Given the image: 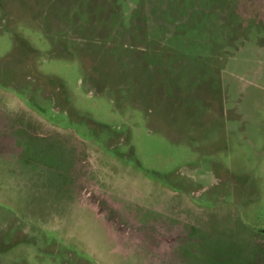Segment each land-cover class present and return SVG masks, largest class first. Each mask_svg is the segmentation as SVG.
<instances>
[{"label": "rangeland", "instance_id": "obj_1", "mask_svg": "<svg viewBox=\"0 0 264 264\" xmlns=\"http://www.w3.org/2000/svg\"><path fill=\"white\" fill-rule=\"evenodd\" d=\"M0 264H264V0H0Z\"/></svg>", "mask_w": 264, "mask_h": 264}]
</instances>
